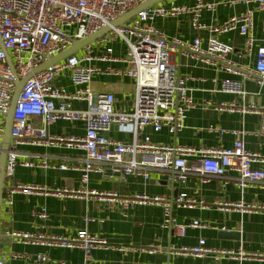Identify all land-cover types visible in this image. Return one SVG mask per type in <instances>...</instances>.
<instances>
[{"label":"built area","instance_id":"1","mask_svg":"<svg viewBox=\"0 0 264 264\" xmlns=\"http://www.w3.org/2000/svg\"><path fill=\"white\" fill-rule=\"evenodd\" d=\"M147 0H0V154L3 146L6 118L10 112L16 89L15 75L8 65L10 56L18 79L23 80L49 59L57 56L72 46L73 41L84 40L98 31L111 26L112 22L122 17ZM231 3H234L231 1ZM248 5L246 11L234 15L221 25L207 26L201 22L204 11L215 12L219 3L197 0L193 6L155 5L141 10L123 26L111 27L102 36V42L109 44L119 40L126 45V54L122 59L113 57V48L107 47L105 54L93 55L91 44L81 55L74 53L63 61L53 64L26 80L16 103L12 140L7 151L6 177L12 178L22 155L21 146L50 147L65 145L84 151V163L76 168L81 173V187L78 190L47 189L35 185L18 184L11 188L10 196L16 193L32 195L45 192L47 195L79 198L95 197L110 206L121 207L131 204H155L163 208L162 228L174 235L185 237L187 225L180 224L173 215L174 208L192 209L198 204L182 193L170 201L162 196L136 195L127 200L113 192L87 190L90 175L119 173L124 176L141 177L146 182L151 172L160 171L169 174L174 182L186 184L189 177L197 174L201 183L206 184L212 178L233 182L241 192L252 187L264 188V171L253 169L252 165L264 161V155L250 152L245 145L244 130H234L235 142L232 148L190 147L183 145H156L149 136H144L146 128H153L159 133L166 129L176 135L187 126L188 114L196 107L186 79L180 78L173 56L181 49L187 50L195 60L219 68L230 74H238L237 65L230 58L234 47L219 41L218 36L238 32L244 38L243 55L255 54L256 63L253 71L256 83L264 89V44L257 45L255 37V13L264 14V0H242ZM176 16H190L192 27L200 32L207 30L213 34L204 48L200 38L192 43H185L177 37L169 38L156 28V19ZM264 33V19L262 24ZM100 39V38H99ZM83 49V48H82ZM94 60L102 62H123L124 70L111 69L110 74L129 77L135 80L136 95L131 112L116 109V99L111 93H96L90 85L98 71L90 64ZM68 74L76 90L68 91L57 87L54 82L60 76ZM196 80V79H192ZM223 93L248 98L244 80L225 79L220 84ZM74 101L85 102L87 109H75ZM213 107L216 111H240L260 117V127L253 134L264 138V105L250 101L239 107L235 103H221L213 106L211 101L202 105L203 109ZM41 120L39 124L36 119ZM58 121L80 122L85 126V136H53L48 127ZM118 126L130 134L131 141L121 142L109 139L107 133ZM210 131L224 135L227 133L218 127ZM35 161L27 159L22 166L30 169L50 168L48 160L34 155ZM195 159L196 161H190ZM61 169L67 170L66 165ZM200 205H202L200 203ZM222 211L236 210L241 213L264 212L262 203H217ZM40 218L47 217L46 209L39 213ZM90 221H92L90 219ZM193 228H207V225L195 220ZM26 242L51 248L80 249L87 254L97 248H107V240L88 231H81L72 238L63 236H34L12 234ZM206 240L201 239L198 246L181 247L177 255L203 257L217 251L208 249ZM124 251V248H117ZM149 254L161 251L159 246L142 249ZM223 255L237 256L241 260L251 258L242 249L237 254L221 251ZM17 257L16 255H12ZM264 258V255L259 256ZM37 260L49 264L47 256L38 255ZM0 264H7L0 260ZM62 264V263H53Z\"/></svg>","mask_w":264,"mask_h":264},{"label":"crops","instance_id":"2","mask_svg":"<svg viewBox=\"0 0 264 264\" xmlns=\"http://www.w3.org/2000/svg\"><path fill=\"white\" fill-rule=\"evenodd\" d=\"M210 3H219L215 12L204 11L201 22L207 26L221 25L230 17L240 14L248 8L242 0H204ZM234 2V3H231ZM193 6L197 0H165L160 5L169 3ZM264 14L255 13V37L257 45L264 44L262 30ZM153 25L163 31L169 38L177 37L185 43H192L200 38L203 47L207 46L213 35L204 30L197 32L193 29L190 16H176L166 19H156ZM103 38V37H102ZM102 38L91 44L95 57L105 54L107 47L113 48V57L122 59L126 54V45L116 40L104 44ZM219 41L234 47L230 58L236 63L238 74H230L219 68L205 65L193 59L185 49L179 50L173 56L177 66V73L186 79L191 96L196 107L188 114L187 126L178 134L171 135L164 129L156 133L148 127L144 136H149L156 145H183L190 147H221L232 148L235 137L234 130H244V142L250 152L264 155V138L253 133L260 127V117L240 111H216L213 107L203 109L202 105L211 101L213 106L221 103H235L239 107L255 101L264 105V89L256 83L255 54L240 58L243 55L244 38L238 32H231L218 36ZM85 48L77 52L81 55ZM85 66H92L98 71L91 81V89L96 93H111L116 99L115 107L119 111L131 112L136 95V84L133 78L119 77L108 73L109 70H124L123 62H102L94 60ZM192 79H196L195 81ZM225 79L244 80L248 92L246 100L233 94L223 93L220 84ZM57 87H64L73 92L76 87L70 81L68 74L60 76L54 82ZM75 109H87L85 102L74 101ZM36 121L41 124L39 118ZM210 127H218L227 133L210 131ZM48 131L53 136H85V126L80 122L58 121L49 126ZM107 137L112 140L129 142L131 136L120 127L114 126ZM19 151L26 157L19 159L14 176L5 181L4 203L0 225V260L7 264H42L37 260L38 255L47 256L49 264H264V212L241 213L236 210L222 211L217 203H246L264 204V188L259 187L241 192L233 182H225L220 178H212L206 184L201 183V177L193 174L186 184H178L173 178L160 171H153L150 180L146 182L141 177L124 176L119 173L91 174L87 190L98 192H113L129 200L139 194L162 196L170 201L182 193L195 200L198 204L192 209L174 208L173 215L180 224L187 225L185 237L174 235L162 228L163 208L155 204H131L121 207L118 204L110 206L95 197L70 198L47 195L37 192L32 195L16 193L10 196L11 188L18 184L35 185L47 189L78 190L81 187L80 168L84 163V151L74 147L50 146L31 147L21 146ZM34 155L46 158L50 168L30 169L22 166L27 159L35 161ZM190 161H196L191 159ZM66 165L67 170L60 168ZM253 169L264 171V161L256 162ZM200 203L202 205H200ZM46 209L47 217L40 218L39 213ZM90 219L92 221H90ZM199 220L207 228H193L192 222ZM81 231L107 240V248H97L90 253L80 249L51 248L26 242L12 234H29L34 236H63L72 238ZM238 232L240 239L228 236ZM201 239L206 240V247L217 251L203 257L180 256L176 250L181 247L198 246ZM152 246L162 248L154 254L142 249ZM117 248H124L119 251ZM243 250L251 258L241 260L237 255ZM221 251L235 252L236 256L223 255ZM16 255L17 257H13Z\"/></svg>","mask_w":264,"mask_h":264},{"label":"water","instance_id":"3","mask_svg":"<svg viewBox=\"0 0 264 264\" xmlns=\"http://www.w3.org/2000/svg\"><path fill=\"white\" fill-rule=\"evenodd\" d=\"M165 0H147L145 3L137 6L133 10L129 11L122 17L118 18L117 20L113 21L111 26L106 27L97 33L93 34L92 36L81 40V41H73L72 46H70L67 50L63 51L62 53L58 54L57 56L49 59L45 63H43L40 67L34 70L32 74H30L27 78L20 80L18 79L12 60L10 56L8 55L7 62L8 65L11 67L14 75H15V84H16V89L13 95L12 99V104L10 108V112L6 118V123H5V132H4V140H3V146L0 154V225H1V215H2V208H3V203H4V191L6 189L5 181L7 179L6 177V161H7V151L9 149L10 142L12 140V127L14 124V112L16 108V103L18 101V98L21 94V91L23 89V86L26 82L27 79L30 77H33L34 75L38 74L39 72L45 70L49 66L53 64H57L64 59H66L68 56L77 53L79 50L82 48L86 47L87 45L95 42L97 39L101 38L105 34H107L110 30L111 27H117V26H123L125 23H127L129 20L134 18L139 11L153 7L155 5L161 4ZM228 236H231L235 238L237 241L240 239V234L238 232H233L232 234H227ZM1 233H0V238H1Z\"/></svg>","mask_w":264,"mask_h":264}]
</instances>
